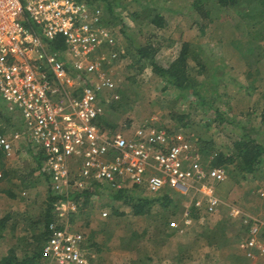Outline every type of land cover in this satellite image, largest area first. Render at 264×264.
I'll list each match as a JSON object with an SVG mask.
<instances>
[{
  "label": "rangeland",
  "instance_id": "1",
  "mask_svg": "<svg viewBox=\"0 0 264 264\" xmlns=\"http://www.w3.org/2000/svg\"><path fill=\"white\" fill-rule=\"evenodd\" d=\"M80 1L109 34L94 55L99 69L90 82L83 79L94 84L106 105L99 119L104 134L125 128L137 135L145 124L180 130L203 163L232 154L239 126L264 145V0L224 7L217 0H110L111 10L104 2ZM154 7L164 18L159 28L143 23ZM168 37L188 44L187 72L194 93L168 87L151 73L148 60H137L133 47L160 38L163 44ZM208 42L219 44V57L208 56ZM103 78L113 82L111 90L101 84ZM214 108L225 122L215 119ZM7 110L0 129H21L18 114ZM21 139L12 155H0V218L10 212L0 230V256L12 246L18 255L28 250L32 234L42 228L50 185L68 192L46 180L38 159L30 156V141L25 135ZM219 164L225 171L215 187L221 205L210 214L193 210L196 217L185 215L196 200L197 194L190 192L177 194L167 205L153 202L146 213L135 215L130 205L111 199L101 188L87 206L56 199L52 212L72 211L67 215L72 228L83 232L87 264H231L243 236L238 218L229 217L232 208L242 212V219L257 218L264 240V153L247 178L238 168ZM258 258L264 264V256Z\"/></svg>",
  "mask_w": 264,
  "mask_h": 264
},
{
  "label": "built area",
  "instance_id": "2",
  "mask_svg": "<svg viewBox=\"0 0 264 264\" xmlns=\"http://www.w3.org/2000/svg\"><path fill=\"white\" fill-rule=\"evenodd\" d=\"M87 10L80 0H0V97L21 127L10 135L0 131V153L9 154L25 135L41 171L62 190H82L95 181L153 195L167 188L186 194L199 183L203 197L194 204L215 211L220 200L214 186L225 171L204 164L182 131L149 126L131 138L120 130L101 131L97 118L104 107L89 76L99 69L94 55L109 34ZM57 36L63 49L48 48L45 41ZM101 84L113 86L106 78ZM67 214L58 211L47 225L43 264L88 263L83 232L72 228ZM230 215L242 219L238 208ZM242 220L248 222L246 254L252 248L264 253L260 222Z\"/></svg>",
  "mask_w": 264,
  "mask_h": 264
},
{
  "label": "trees",
  "instance_id": "3",
  "mask_svg": "<svg viewBox=\"0 0 264 264\" xmlns=\"http://www.w3.org/2000/svg\"><path fill=\"white\" fill-rule=\"evenodd\" d=\"M91 1L104 2L105 7L108 10H111L112 2L110 0ZM238 1L239 0H217L220 6L223 7L229 4L237 3ZM195 4L197 8L200 7L198 3L195 2ZM154 9L155 7L149 8L150 12L148 11L149 13L146 15V18H144L143 23L152 24L157 28L162 27L164 24V18ZM161 40L163 39L160 38L156 40V42H146L142 45L133 47L137 60H148L151 73L158 78L163 79L168 87L178 90L190 88V90L194 93L192 81L187 72L186 56L188 54V44L185 41L170 37H168L167 41L163 44L159 42ZM45 42L47 47L50 49L61 50L64 47L63 40L60 36ZM206 47L208 50L207 54L211 59H215L221 55L219 44L208 42ZM4 112L3 105H0V118H5V121L9 116L5 115V117L3 115ZM214 115L215 119H218L220 122H225L226 117H224L223 113L215 108ZM231 125L233 124L231 123ZM238 129H240V135L236 139L232 140V154L226 156L218 155L216 164L223 162L230 164L235 169H239L238 171L242 173V177L247 178L252 176L254 170L256 169V165L260 160L261 155L264 153V145L250 137L248 133L244 132L241 126H239ZM201 149L205 150V148ZM33 156L38 159V164L40 165V158L36 155V153H34V151ZM43 175L48 181L49 177L44 173ZM99 188L107 191L105 193L111 199L121 200L124 204L130 205L132 213L135 215L146 213L148 210L147 207H149L153 202L161 203V205H167L174 197V194L171 195L168 193H161L148 197L141 195L136 187L112 189L106 185L101 186L98 182L88 185L85 189L68 190L66 194H63L58 190H54V188L50 185V188H48L49 195L47 199V206L42 219V228L34 231L32 234L31 242L29 243V247H27L28 250L23 252L22 255H18L15 248L13 246L10 247L6 253L0 256V264H43L42 245L48 235L47 225L55 216V212H52L55 208L53 201L56 199L67 201L74 200L78 204L82 202L81 205L87 206L94 199V197L98 195ZM11 195L12 194H10V196ZM80 197H83L82 201L79 200ZM9 217L10 212L0 218V230L5 228V223L8 221ZM27 238H30V236Z\"/></svg>",
  "mask_w": 264,
  "mask_h": 264
},
{
  "label": "crops",
  "instance_id": "4",
  "mask_svg": "<svg viewBox=\"0 0 264 264\" xmlns=\"http://www.w3.org/2000/svg\"><path fill=\"white\" fill-rule=\"evenodd\" d=\"M110 89V88H109ZM108 89V90H109ZM174 89V88H173ZM111 90V89H110ZM102 104V103H101ZM0 105H3V108H4V111L6 112V110H7V108H6V105L3 103V100L1 99V97H0ZM102 106L103 107H105L106 105L105 104H102ZM107 108V107H106ZM104 110H105V108H104ZM8 112V111H7ZM103 114L104 113H102L101 115H99V117L97 118V123H98V125H99V127L100 128H102V125H100L99 124V119L103 116ZM149 126H153V127H156V128H163V127H161V126H157V125H154V124H148V125H143V129H144V127L146 128V127H149ZM19 127H20V123H19ZM102 130V129H101ZM115 130H120L122 133H124L128 138H131V137H136V135L135 134H131V133H129V130L128 129H125V128H119V129H115ZM115 130H113V131H115ZM168 130V129H167ZM0 131H3V132H5L6 134H8V135H10L11 133H12V131H14V129L10 132V133H8L5 129H0ZM112 131V132H113ZM22 141V139H20V142ZM17 143V144H16ZM18 143H19V140H15L14 142H13V150L9 153V154H5V153H0V155H3V156H10V155H12L13 153H14V150H17V145H18ZM33 151L34 150H31L30 149V156L33 158V157H35V156H33ZM35 153V152H34ZM37 155V154H36ZM38 156V155H37ZM203 161V160H202ZM40 163V162H39ZM204 164H206V165H217V166H220V164H216V163H214V162H210V161H207V163L206 162H204ZM95 181H93V182H91L90 184H93ZM222 182V181H221ZM101 186L102 185H106V186H109L110 188H112V189H118V188H115V187H112V186H110L108 183H105V182H98ZM89 184V185H90ZM193 185H195L196 186V190L194 189V188H191V189H189L187 192H186V195H188L190 192H194L195 194H197L196 195V199L197 198H200L201 197V195H202V197H203V194L199 191V189L198 188H200V184L199 183H193ZM217 186V184L214 186V193L216 194V191H215V187ZM131 187H135V186H131ZM126 188H129V187H126ZM137 188V187H136ZM138 189V188H137ZM138 191L140 192V194L143 192V194H144V191H142V190H140V189H138ZM166 193H168V194H174V196H176L177 194L178 195H181L182 197L184 196V194L183 193H181L180 191H177V190H173V189H166L165 191H163L162 192V194H166ZM153 195V194H152ZM156 195V194H155ZM217 195V194H216ZM201 197V198H202ZM194 198V199H195ZM221 205V202L216 206V209H215V211L219 208V206ZM193 210H197V211H203L204 213H207V214H210V213H212V212H215V211H212V212H207V211H205V209H203L202 207H199V206H197V205H195L194 204V202L192 203V201H191V203L189 204V207L188 208H186V211H185V215L187 216V217H189V218H192V216H193V218L194 217H196L197 215H195V214H193ZM70 212H72V211H69L68 212V214L70 213ZM203 216V215H202ZM67 217H68V215H67ZM229 217L231 218V216H230V211H229ZM68 219H69V217H68ZM232 219V218H231ZM237 221H239L240 222V224H242L243 225V227H242V231H243V236L242 235H240V237H241V241L237 244V247H238V251L236 252L235 250V253H237L236 254V256H235V258L231 261V264H259V262L261 261L262 262V260L263 259H259L258 258V256H264V253H262V252H260L257 248L256 249H254V248H252V250H251V255H247L246 254V250H245V248H244V246H243V242H244V240L246 239V237H247V230H248V222H244L241 218L240 219H238ZM223 228H224V226H223ZM261 229H262V227L260 226V236H262L261 235ZM238 241V240H237ZM236 241V242H237ZM235 242V243H236ZM84 246H85V244H84ZM86 247V246H85ZM257 258V259H256ZM254 259H256V261H254V262H251L250 260H254ZM259 259V260H258Z\"/></svg>",
  "mask_w": 264,
  "mask_h": 264
}]
</instances>
